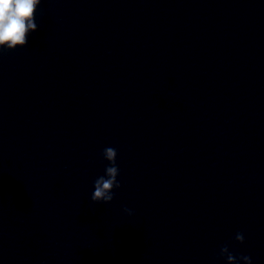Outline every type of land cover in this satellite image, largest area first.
<instances>
[{"label": "clouds", "instance_id": "9594fccd", "mask_svg": "<svg viewBox=\"0 0 264 264\" xmlns=\"http://www.w3.org/2000/svg\"><path fill=\"white\" fill-rule=\"evenodd\" d=\"M40 4L41 0H0V55L3 54V50H15L28 44L29 34L38 29L35 19ZM102 155L109 163L104 169V175L94 180V191L90 199L93 203L109 204L114 199V189L121 187L117 180L120 170L116 162L115 148H104ZM123 211L129 216L133 214L128 208H124ZM234 239L240 244L245 242V236L241 232H238ZM219 255L225 258L226 264H239V261H243V264H252L251 257L238 258L229 250L227 244L221 246Z\"/></svg>", "mask_w": 264, "mask_h": 264}]
</instances>
